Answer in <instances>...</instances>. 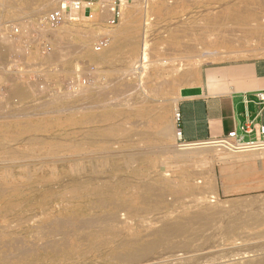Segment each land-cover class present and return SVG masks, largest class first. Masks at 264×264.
Instances as JSON below:
<instances>
[{"label": "rangeland", "instance_id": "obj_1", "mask_svg": "<svg viewBox=\"0 0 264 264\" xmlns=\"http://www.w3.org/2000/svg\"><path fill=\"white\" fill-rule=\"evenodd\" d=\"M13 1L0 0V22L25 26L28 43L24 52L21 41L0 44V258L19 239L29 252L20 264H125L119 258L154 239L163 224L211 207L217 213L207 229L194 224L189 231L196 232L191 246L163 245L130 264H264V152L210 145L201 155L200 148L183 151L173 129L186 73L264 56L257 35L264 32V0H185L180 14L152 13L151 0L139 1V50L142 44L151 53L142 76H130L139 60L126 49L94 57L110 44L103 33L117 32L119 22L106 26L101 17L100 30L85 20L91 12L77 25L51 28L45 19L61 0H27L17 8ZM161 1L171 9L173 0ZM228 11L240 21L223 27ZM77 30L91 35L85 48ZM162 129L167 136L160 137ZM253 212L263 218L228 228ZM90 220L91 227L80 228Z\"/></svg>", "mask_w": 264, "mask_h": 264}, {"label": "crops", "instance_id": "obj_2", "mask_svg": "<svg viewBox=\"0 0 264 264\" xmlns=\"http://www.w3.org/2000/svg\"><path fill=\"white\" fill-rule=\"evenodd\" d=\"M19 41L24 43V52L28 40ZM186 78L189 80L176 93L178 118L173 120L180 145L220 141L232 132L243 144L260 138L258 130L264 127V101L260 99L264 94V56L242 63L201 66L186 73Z\"/></svg>", "mask_w": 264, "mask_h": 264}, {"label": "bare ground", "instance_id": "obj_3", "mask_svg": "<svg viewBox=\"0 0 264 264\" xmlns=\"http://www.w3.org/2000/svg\"><path fill=\"white\" fill-rule=\"evenodd\" d=\"M13 1V0H12ZM27 0H15L13 1L12 4L14 8H17L18 4H22L24 2H26ZM105 1V0H102ZM149 1V0H148ZM151 4H149L151 7V12H157V13H162V12H166L168 14H180L182 13L185 9H186V2L185 0H173L172 3L170 2V4H166V5H172V7H170L171 9H165L162 4L163 1L161 0H152L150 1ZM143 3H139V2H135L134 5H137V9L135 7L134 9V5H124L122 8V12H121V17L119 19V30L117 32H109V31H105V35H107L109 37V41L110 44L108 47L104 48L101 53L99 54H95L94 57L95 59L97 57H103L104 58H112L114 57L115 53H117V50H121V49H126V55L130 58V60L132 61H136L139 60L137 62H139L138 67L136 68H132L130 69V76L134 75L135 72L138 73V76H142L139 75L141 70L143 69L144 64L146 63L147 58L150 56V51L147 50L142 44L139 50V41H140V37L142 32H144L141 29H139L138 25H137V20L135 22V18L137 15H139L141 12V7ZM261 4V3H259ZM226 5V4H225ZM95 9L93 13L91 14V17H86L85 20H87V22L89 24H93L94 26H98V28L103 29L104 25L99 24V19H101V17L106 19L109 17V12H108V7H100L99 5H95ZM45 7H47V4L45 3V5L42 6L41 9H44ZM28 8V7H26ZM143 8V6H142ZM2 10V9H1ZM20 10V9H19ZM27 10V9H26ZM39 10V9H38ZM210 10V9H208ZM154 11V12H153ZM143 12V11H142ZM141 16V15H140ZM145 16V15H144ZM17 17V16H16ZM224 26L226 27L229 23L233 22V23H238L240 21V17L237 13L234 14H230V11L226 12L224 18L222 19ZM75 25H77V23L74 22ZM45 25V24H44ZM48 31V30H45ZM50 31V30H49ZM42 32V31H41ZM78 35L81 40L83 41L82 47L85 48L86 44L89 42V40L91 39V35H85L84 33H80L79 30H77ZM43 33V32H42ZM48 33V32H47ZM50 33V32H49ZM44 35V34H43ZM52 35V34H51ZM54 35V34H53ZM257 35H259V39L263 40L264 39V32L258 33ZM65 41V40H64ZM225 42V41H224ZM11 45V44H10ZM61 48L64 46H60ZM71 47V46H70ZM191 47V46H190ZM59 48V47H58ZM76 49V48H75ZM58 50V49H57ZM7 53V52H6ZM63 53V52H62ZM69 53V52H68ZM53 54V53H52ZM56 54V53H54ZM58 55V53H57ZM54 56V55H53ZM56 56V55H55ZM54 56V57H55ZM51 57V56H49ZM198 57V56H197ZM56 58V57H55ZM53 60V59H51ZM50 60V61H51ZM1 61V60H0ZM49 61V60H48ZM164 61V60H163ZM137 62L133 63L134 65L137 64ZM158 63V62H157ZM166 64V63H165ZM30 65V64H29ZM32 65V64H31ZM30 67V66H29ZM134 67V66H133ZM3 67L1 66V69ZM51 71V70H50ZM137 76V78H138ZM141 78V77H140ZM108 79V78H107ZM114 80V79H113ZM112 80V81H113ZM103 81V80H102ZM111 82V80H110ZM114 83V82H113ZM139 83V81H138ZM80 84V83H79ZM142 85V84H141ZM112 86V83H111ZM125 87V85H124ZM133 87V86H132ZM139 87H140V83H139ZM143 87V86H142ZM135 88V87H134ZM141 88V87H140ZM42 89V88H41ZM114 89V88H113ZM127 89V88H126ZM133 89V88H132ZM79 89V93H80ZM91 91V90H90ZM119 91V90H117ZM75 92V91H74ZM78 92V91H77ZM82 92V91H81ZM98 92V91H97ZM101 93V91H99ZM103 92V91H102ZM37 93V92H36ZM41 93V92H40ZM39 93V94H40ZM70 93V92H69ZM78 93V94H79ZM104 93V92H103ZM106 93V92H105ZM114 93V92H113ZM127 93V92H126ZM68 94V93H67ZM73 94V92H72ZM130 94V93H129ZM17 95V94H16ZM59 95V94H58ZM66 95V93H65ZM65 95L63 94V98H66ZM70 95V94H69ZM83 95V94H82ZM119 95H121L119 93ZM123 95V94H122ZM38 96V95H37ZM62 96V95H61ZM68 97V95H66ZM96 96V95H95ZM105 96V95H104ZM116 96V95H115ZM50 97V96H49ZM60 97V96H59ZM103 97V96H102ZM45 98V97H44ZM57 98V97H56ZM104 98V97H103ZM54 99V98H53ZM52 99V101H53ZM176 101V100H175ZM50 102V101H49ZM47 102H45L46 104ZM9 104V103H8ZM3 105V104H2ZM32 105V104H31ZM44 106V102L42 107ZM87 106V105H86ZM175 106V105H174ZM2 108V106H1ZM0 108V109H1ZM4 108V107H3ZM21 108V107H19ZM24 108V107H23ZM28 108V107H27ZM34 108V107H33ZM39 108V107H38ZM44 108H46V106H44ZM76 108V107H75ZM81 108V107H80ZM85 108V107H84ZM131 108V107H130ZM5 109V108H4ZM17 109V108H16ZM25 109V108H24ZM36 109V108H35ZM73 109V108H72ZM82 109V108H81ZM119 109V108H118ZM66 110V109H65ZM64 110V112H65ZM70 110V109H68ZM104 110V109H103ZM109 110V109H108ZM114 110V109H112ZM8 111V110H7ZM23 111V110H22ZM102 111V110H100ZM95 112V111H94ZM63 113V112H62ZM153 120H157V118L154 116ZM172 129V128H171ZM167 131L166 129H162L159 134L160 137H165L167 136ZM138 132V131H137ZM176 139H178L177 134L175 135ZM98 141V140H97ZM107 141V140H106ZM87 143V142H86ZM147 143V142H146ZM210 145V146H209ZM209 146L211 148H214L213 150H216L217 152H221V151H228L230 153H243V152H260L263 151L264 152V148H257V146H246V145H242L240 147H236L235 144H231L229 142L227 143H223L220 141H215V142H206V143H201V144H196V145H188V146H184V145H180V147H184L182 149L183 151H187V150H194L196 148H200L202 149L201 151H199L200 155L201 153H208L210 152L208 150ZM205 148V149H204ZM199 150V149H197ZM211 150V149H210ZM212 150V151H213ZM104 153V152H103ZM102 153V154H103ZM123 153V152H122ZM171 153V152H170ZM106 154V153H105ZM111 154V153H110ZM121 154V153H120ZM185 154V153H184ZM183 153H178L179 157L183 158ZM107 155V154H106ZM123 155V154H122ZM128 156V155H127ZM130 158V157H129ZM141 159V158H140ZM175 159V158H174ZM179 159V158H177ZM134 160V159H133ZM94 164V162H93ZM59 167V166H58ZM57 168V167H56ZM109 169V168H108ZM119 169V168H118ZM123 169V168H122ZM92 178V177H91ZM198 182V181H197ZM198 188V187H197ZM210 198V203H214L217 200V195L215 193H211ZM260 200V199H259ZM259 208V207H258ZM252 211V210H251ZM216 210H214L211 207H207L202 209L199 212H194L193 216L191 219L189 220H185V221H175V222H167L165 224H163L159 230H157L153 236L154 239H152L151 241H147L144 244H141L138 248L135 249V251L128 253L127 255H124L122 259L119 258V260H121L123 263L125 264H130V263H138L140 260H143L145 258H149V255L156 252V250L163 246V245H167V246H172V248L174 247H181V250L184 248H187L189 246H191V242L192 239L195 236H192L193 234H195L196 232L193 231V233H191V235H189V231L191 230V228L193 229V225L194 224H198V228L199 229H203L209 226V224H211V222L213 221V218L216 214ZM249 213V212H248ZM242 215V214H241ZM93 216V215H92ZM106 216V215H104ZM233 216V215H232ZM258 217L263 218L262 216L257 215L256 213H252V215L247 214L244 217L238 216L232 219L231 222H229L228 228L231 229H236L238 227L239 224H255L259 221ZM89 220V219H88ZM97 221V220H96ZM104 221V220H103ZM83 222V221H82ZM60 223V222H59ZM68 223V222H67ZM94 223V221H87L80 226V228H88L91 227L90 225H92ZM63 224V223H62ZM159 224V223H158ZM220 224V223H219ZM140 225V224H139ZM60 227V225H58ZM200 226V227H199ZM49 227V226H48ZM67 227V226H66ZM77 227V226H75ZM96 227V226H95ZM198 228H194L195 230H198ZM59 229V228H58ZM79 229V226L78 228ZM136 229V228H135ZM207 229V228H206ZM102 230V229H100ZM213 232V231H212ZM65 233V232H64ZM153 233V232H152ZM66 236V235H65ZM201 236V235H200ZM198 237V236H197ZM175 238H182L184 239V241L180 244H174L172 242L173 239ZM194 240V239H193ZM210 240V239H209ZM204 241V240H203ZM47 242V241H46ZM7 243V242H6ZM45 243V242H44ZM200 245V244H198ZM203 245V244H202ZM48 246V245H47ZM211 247V246H210ZM44 248V247H43ZM48 248V247H47ZM209 248V247H208ZM256 248V247H255ZM258 248V247H257ZM263 248V246L261 247ZM161 249V248H160ZM260 249V248H259ZM198 250V249H197ZM196 250V251H197ZM56 251H58L56 249ZM164 251V250H163ZM175 251V250H174ZM237 251V250H236ZM185 252V251H184ZM28 249L26 247V245L19 241V239H15L13 242H10L8 245L5 246V252L2 255V257L0 258V264H20L23 263V261L25 260V257L28 255ZM176 253V252H175ZM161 254V253H160ZM184 254V253H183ZM166 255V254H163ZM173 255V254H172ZM35 256V255H34ZM110 256V255H109ZM113 256V255H112ZM160 256V255H159ZM122 257V256H121ZM158 258V257H157ZM151 259V257H150ZM149 259V260H150ZM156 259V258H155ZM166 259V258H165ZM169 259V258H168ZM146 260V259H145ZM144 260V261H145ZM148 260V261H149ZM152 260L154 261V259L152 258ZM198 260V259H197ZM157 261V260H156ZM192 261V260H191ZM142 262V261H141ZM177 263V262H176ZM175 263V264H176ZM180 263V262H178ZM177 263V264H178ZM182 263V262H181ZM180 263V264H181ZM172 264V263H171ZM186 264V263H183Z\"/></svg>", "mask_w": 264, "mask_h": 264}, {"label": "built area", "instance_id": "obj_4", "mask_svg": "<svg viewBox=\"0 0 264 264\" xmlns=\"http://www.w3.org/2000/svg\"><path fill=\"white\" fill-rule=\"evenodd\" d=\"M136 2L142 0H135ZM98 2V3H96ZM129 0H108L107 2L102 0H61L59 1L56 8L46 17L45 25L54 28L64 21L78 22L82 15L93 13L95 5L100 7H108L109 17L105 20L106 26H114L119 22L121 17L122 8L127 5ZM91 13V14H92ZM27 30H22L20 26H16L10 23H0V41H4L6 44H16L19 40L27 41ZM102 45L100 40L97 48ZM1 54V53H0ZM260 99L264 101V94L260 95ZM175 118L178 115L175 114ZM247 128L245 132H247ZM260 138L254 142L243 144L238 141L236 133L232 132L227 135L226 138L220 140L223 143L235 144L236 147L242 145L246 146H257V148H264V127H260L259 130ZM179 135V134H178Z\"/></svg>", "mask_w": 264, "mask_h": 264}]
</instances>
